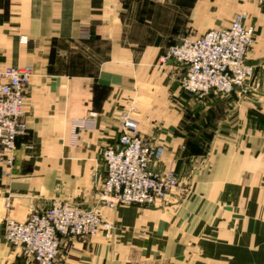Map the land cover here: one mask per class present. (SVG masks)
I'll list each match as a JSON object with an SVG mask.
<instances>
[{"label":"crops","instance_id":"crops-1","mask_svg":"<svg viewBox=\"0 0 264 264\" xmlns=\"http://www.w3.org/2000/svg\"><path fill=\"white\" fill-rule=\"evenodd\" d=\"M216 1L215 13L228 0ZM196 10L195 0H0V65L35 70L28 132L11 174L0 168V264H33L5 240L7 216L26 219L54 199L99 203L100 149L117 141L131 101L143 137L175 160L180 185L157 204L101 205L114 234L66 237L56 264H264V5H251L247 60L260 86L244 98L191 95L181 65H159L181 37L230 23L210 26ZM89 114L96 128L72 146V119Z\"/></svg>","mask_w":264,"mask_h":264},{"label":"built area","instance_id":"built-area-1","mask_svg":"<svg viewBox=\"0 0 264 264\" xmlns=\"http://www.w3.org/2000/svg\"><path fill=\"white\" fill-rule=\"evenodd\" d=\"M252 1L264 4V0ZM248 18L247 12H237L226 26L181 37L160 56L159 65L169 61L181 65V87L199 98L211 92L247 97L260 86L255 65L247 61L256 39V28ZM34 73L32 64L0 65V168L6 174L15 167L17 139L28 132L25 100ZM137 113L136 102H129L119 116L117 141L101 146L106 175L98 204L83 208L54 199L47 208L31 211L26 219H4L5 240L33 264H56L66 237L85 238L101 232L112 236L116 224L101 205L157 204L179 187L175 160H165L163 144L143 137ZM96 126L95 114L73 118L70 144L78 146L79 131ZM97 175L95 172L94 177Z\"/></svg>","mask_w":264,"mask_h":264},{"label":"rangeland","instance_id":"rangeland-1","mask_svg":"<svg viewBox=\"0 0 264 264\" xmlns=\"http://www.w3.org/2000/svg\"><path fill=\"white\" fill-rule=\"evenodd\" d=\"M253 3L254 1L252 0H228L227 3H222V5L225 4L224 9L220 11L218 10L217 13H215L214 11L215 7L218 5H221V2L216 1V0H195L196 9H197L196 10L197 19L207 18L211 22L210 26H219L220 24H222L221 22L223 20L226 19L228 21L229 20L231 21L237 12L245 11L249 15V18H248L249 22L255 26V24L252 22L253 18H252V12H251V5ZM235 6H236V10L233 13H231ZM208 8L212 9V13L210 15H207V14L203 15L204 14L203 11H205Z\"/></svg>","mask_w":264,"mask_h":264}]
</instances>
